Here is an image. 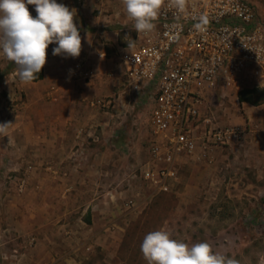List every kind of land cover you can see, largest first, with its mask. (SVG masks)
<instances>
[{"label":"rangeland","instance_id":"1","mask_svg":"<svg viewBox=\"0 0 264 264\" xmlns=\"http://www.w3.org/2000/svg\"><path fill=\"white\" fill-rule=\"evenodd\" d=\"M249 1L264 18V0ZM57 2L76 9L79 57L53 55L50 44L43 77L25 83L0 51V123L11 122L0 135V264H147L140 246L157 229L264 264V158L247 165L231 152L245 137L211 159L180 158L168 191L145 180L149 108L124 88L121 62L135 21L122 0ZM244 89L250 103L238 100ZM262 97L243 78L215 89L205 112L218 126L250 121L264 131Z\"/></svg>","mask_w":264,"mask_h":264},{"label":"built area","instance_id":"2","mask_svg":"<svg viewBox=\"0 0 264 264\" xmlns=\"http://www.w3.org/2000/svg\"><path fill=\"white\" fill-rule=\"evenodd\" d=\"M154 23V30L137 32L121 62L124 88L150 113L142 177L165 192L177 179L180 158L211 159L215 148L239 143L251 131L250 121L213 124L205 105L215 89L243 78L264 90V18L249 0H185L182 9L164 0Z\"/></svg>","mask_w":264,"mask_h":264},{"label":"clouds","instance_id":"3","mask_svg":"<svg viewBox=\"0 0 264 264\" xmlns=\"http://www.w3.org/2000/svg\"><path fill=\"white\" fill-rule=\"evenodd\" d=\"M171 2L180 9L185 5V0ZM122 3L128 17L135 21V31L140 33L154 30L164 0ZM28 5L35 6V17ZM76 14V9L57 0H0V51L18 67L21 81L29 83L37 78L46 64L50 44L58 45L53 48V55L79 57L82 37L74 20ZM10 125L11 122L0 123V135H6ZM140 250L147 264H240L226 253L214 251L207 241L190 245L174 239L165 229L147 233Z\"/></svg>","mask_w":264,"mask_h":264},{"label":"crops","instance_id":"4","mask_svg":"<svg viewBox=\"0 0 264 264\" xmlns=\"http://www.w3.org/2000/svg\"><path fill=\"white\" fill-rule=\"evenodd\" d=\"M98 55H102L104 56V52H100L98 53ZM82 60V59H81ZM79 64L81 68H85L84 63L77 62L75 63ZM43 73H44V68H43ZM264 125V120H262L260 122V127ZM79 136V135H78ZM246 140L244 141L243 147L239 148H231V152L236 155L237 157L240 156L243 157V155L245 156H249L251 158H247L248 160L245 161V163L247 165L253 164L254 161H256L257 159H263L264 158V131L263 128H257L252 130V132L250 131V133H248L246 135ZM80 150V148L69 151L70 154H74L76 155V152H78ZM254 156V157H252ZM199 161L201 162V159H199ZM93 207V206H92Z\"/></svg>","mask_w":264,"mask_h":264},{"label":"trees","instance_id":"5","mask_svg":"<svg viewBox=\"0 0 264 264\" xmlns=\"http://www.w3.org/2000/svg\"><path fill=\"white\" fill-rule=\"evenodd\" d=\"M42 77H43V68L38 73L37 78L35 80H33V81H37V80L41 79ZM261 91H263V93H264V90H261ZM238 100L240 102H248V103H250L251 102V89L241 90L238 93ZM262 100L264 101V97H262Z\"/></svg>","mask_w":264,"mask_h":264}]
</instances>
